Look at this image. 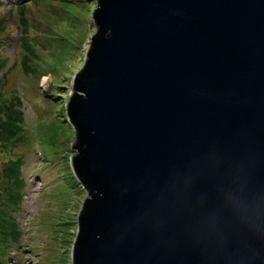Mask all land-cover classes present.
Instances as JSON below:
<instances>
[{
	"label": "water",
	"instance_id": "obj_1",
	"mask_svg": "<svg viewBox=\"0 0 264 264\" xmlns=\"http://www.w3.org/2000/svg\"><path fill=\"white\" fill-rule=\"evenodd\" d=\"M96 1L66 105L88 193L73 264H264V216L220 198L264 197V0Z\"/></svg>",
	"mask_w": 264,
	"mask_h": 264
},
{
	"label": "rangeland",
	"instance_id": "obj_2",
	"mask_svg": "<svg viewBox=\"0 0 264 264\" xmlns=\"http://www.w3.org/2000/svg\"><path fill=\"white\" fill-rule=\"evenodd\" d=\"M85 1L40 0L36 5L26 4L27 36L36 41L37 55L45 59L48 56L38 46L50 40L51 35L45 32H52L53 38L60 41L58 30L67 35L80 28L61 23L66 5L78 9L75 11L78 20L87 19L81 25L86 33H77L80 36L75 45L50 48L53 64L47 62L50 67L28 77L15 66L20 56L17 48L21 34L16 9L11 0H0V58H3L0 73L3 81L7 80L3 92L16 87L26 93L22 123L25 142L15 149L0 151V188L5 191L13 186L2 177L3 165L8 159H22L25 191L16 218L23 234L14 246L5 247L0 227V264L2 256L8 258L5 264H73L78 214L88 193L71 167L75 132L66 105L72 93V78L82 67L95 32L91 16L97 1L87 0L91 3L82 9ZM2 203L9 210L7 201L0 197V208Z\"/></svg>",
	"mask_w": 264,
	"mask_h": 264
},
{
	"label": "trees",
	"instance_id": "obj_3",
	"mask_svg": "<svg viewBox=\"0 0 264 264\" xmlns=\"http://www.w3.org/2000/svg\"><path fill=\"white\" fill-rule=\"evenodd\" d=\"M13 7L16 9L18 16V23L20 25V37L18 38V52H20L19 59L17 61L16 67L20 68L23 75L28 77L37 74L39 69L44 67H50L48 63L53 62L50 60L52 57L49 49L52 47H64L66 45H75L78 40L77 33H86V28L81 26L84 24L86 18L83 20H78L76 18V13L78 9L66 5V9L63 8V14L65 15L61 23L75 24L79 25L80 28H74L71 34H65L61 29L59 35L61 37L60 41H57V37L53 38L52 32L46 33L51 35L50 40L43 42L41 45H38L41 50L45 51V54L48 56V59L39 57L36 52V41L27 36L28 33V24L24 18L25 6L28 2L36 5L40 0H11ZM85 5L82 7L84 9L90 1H85ZM2 28L0 29V32ZM85 31V33H84ZM68 35H70L68 37ZM74 35V37H73ZM36 63V64H35ZM3 64V58H0V69ZM14 67V65L12 66ZM57 67V63H56ZM40 71V70H39ZM4 76L6 75L3 74ZM3 76V77H4ZM7 81V80H6ZM3 81L2 74L0 73V151L11 148L15 149L18 145L22 144L24 141L22 123L24 120V107L23 101L26 97L25 91H22L19 88L13 87L9 92H3L4 86L7 82ZM22 159L13 158L8 159L7 162L3 165L2 177L11 182L12 188H9L5 191L3 188H0V197L3 202L7 201L6 204L9 206V210L6 209V206L2 203L0 208V227L3 229L1 232L4 240L6 242L5 247L14 246L19 242L20 237L22 236V229L19 228V222L17 221L16 214L20 209L23 193L25 191L24 179L22 177ZM6 249V248H3ZM8 262L7 256L1 257V263L5 264Z\"/></svg>",
	"mask_w": 264,
	"mask_h": 264
},
{
	"label": "clouds",
	"instance_id": "obj_4",
	"mask_svg": "<svg viewBox=\"0 0 264 264\" xmlns=\"http://www.w3.org/2000/svg\"><path fill=\"white\" fill-rule=\"evenodd\" d=\"M196 178L192 175L187 176L180 182L171 184L166 189V196L184 200L194 188ZM220 198L223 206L238 220L255 222L264 216V197L250 200L245 193L236 187H222L220 189ZM198 202L203 203L206 200V194L201 193L198 196ZM163 217H156L155 224H163ZM217 220L214 213H209L202 218V224L209 228L215 226Z\"/></svg>",
	"mask_w": 264,
	"mask_h": 264
}]
</instances>
